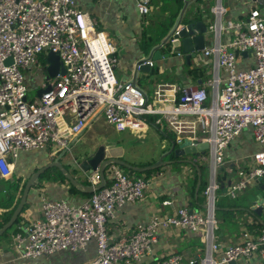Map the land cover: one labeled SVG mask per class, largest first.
<instances>
[{"label":"built area","instance_id":"built-area-1","mask_svg":"<svg viewBox=\"0 0 264 264\" xmlns=\"http://www.w3.org/2000/svg\"><path fill=\"white\" fill-rule=\"evenodd\" d=\"M218 2L212 30L218 39L220 30H233L236 36L226 45L218 42L206 55L216 56L215 70L224 71L226 79L217 75L206 83L215 91L212 99L204 87L169 86L170 96L166 94L169 89H160L158 101L171 105L155 108L136 84L118 81L115 45L79 8L77 0H0V179L13 177L15 161L22 152L48 149L53 156L71 153L75 139L99 116L113 126L118 138L141 131L147 117L158 116L166 118L182 136L179 142L187 132H200V139L191 141L195 147L209 144L214 172L223 164L227 147L244 131L251 130L255 141L264 146V14L253 9L245 21L223 26L224 9ZM136 6L141 15H148L152 0H136ZM50 52L59 55L66 73L45 79L41 89L48 92L36 102L30 101L25 74L41 59L45 60V71ZM243 53H250L254 59L248 70L238 67ZM142 65L154 67V62L144 61L138 68ZM155 124H162V120ZM254 162L256 166L246 178L231 186L232 198L251 181H264V150L254 155ZM108 173L111 184L95 190L80 207L44 198L42 219L14 237L18 257L37 259L59 252H84L95 242L97 257L88 264H144L159 235L180 228L193 233L205 231L209 242L206 256L189 264H229L256 254L264 262V229L257 236L248 235L244 243L221 251L216 235L215 195L219 185L215 180L204 191L207 214L183 207L173 216H154L128 240H111L108 222L118 209L142 200L149 181L129 177L117 165H111ZM89 179L93 187L101 183L99 172ZM183 261L182 255L175 254L150 264Z\"/></svg>","mask_w":264,"mask_h":264},{"label":"crops","instance_id":"crops-1","mask_svg":"<svg viewBox=\"0 0 264 264\" xmlns=\"http://www.w3.org/2000/svg\"><path fill=\"white\" fill-rule=\"evenodd\" d=\"M220 1L224 9L221 21L223 26L229 22L245 21L253 9H259L264 14V7L253 0ZM77 2L79 8L90 16L99 30L105 32L115 45L117 62L114 72L118 81L136 84L146 93L148 103L153 107L169 108L171 105L170 102L158 101L157 92L160 89H169L166 94L170 96L172 87L169 86L204 87L208 91L209 98L212 99L215 91L206 83L217 75L223 80L226 79L227 75L224 71L215 70L216 56L206 55V51L215 47L218 42L226 45L232 42L236 36V32L233 30H220L218 39L212 30V27L214 28L216 25L214 8L219 3L218 0H152V10L148 15L139 13L136 0H77ZM192 19L204 22L212 32L206 39L204 51L197 52L196 57H192L190 60H186L184 55L174 54L169 59L152 60L154 67L149 66L151 70L138 68L140 63L150 59L152 50L160 46L174 28L184 27L190 24ZM180 22L181 25H179ZM160 51L161 55L170 52L168 47H162ZM253 65L254 59L250 53L239 55L238 67L240 70H248ZM41 80L39 78V81ZM160 119L162 124L156 125L155 121ZM110 130L114 131L116 135L113 126L109 125L104 117L99 116L90 122L83 133L75 139L71 153L53 156L51 151L50 155L37 151L22 152L15 161L13 177L19 178L21 186H23L40 168L53 162H60L68 169L67 166L72 167L68 161H72L71 163L76 164L78 169L73 166L74 170L72 168L73 173L71 174L83 186L90 187L92 184L89 177L79 169V165L85 159L78 157L76 146L83 144L89 147V151L84 152L85 156L94 154L100 146H104V141H112L107 134H104ZM184 135V138L190 140L201 137L200 132H187ZM145 137L156 139V143H153V146L151 141L144 143ZM181 137L166 118L158 116L156 119L147 117L146 124L141 131L129 132L125 137L117 139L121 142L132 139L136 146H148L145 148L148 156L143 162H140L141 166H136L138 164L127 160L132 159L138 152L137 150H130L126 159V162L134 164L136 167H146L159 161L163 155H167L172 148L171 142H177ZM107 148L108 157L125 161L124 147L117 148L111 144ZM262 150H264V146L255 141L251 130H246L227 147L224 162L216 172H214L211 155L208 160L199 162L202 159L198 157L194 159L190 156L176 158L174 154H170L164 159L169 164L155 171L150 177H145L149 181V187L144 192V198L137 203L127 204L118 209L115 218L108 222L107 231L110 239L128 240L135 234L139 226L148 224L154 216H173L178 209L183 207L204 215L207 214L208 200L203 191L213 180L219 185L215 195V207L218 208L217 211L215 210V216L218 220L216 235L217 241L221 245V251L230 246L244 243L248 235H259L264 229V209L261 217L251 213L249 209L258 196L261 197L260 201L264 207V182L261 184L258 180L251 181L245 189L237 192L234 198L229 195V191L232 185L244 180L246 175L253 170L256 166L254 155ZM208 152L210 149L206 151L205 156ZM79 155L81 156V154ZM186 160H195L196 165L183 162ZM53 169L57 168L46 171L44 174H47L44 178L40 182L37 180L33 185L28 205H26L27 209L23 214L21 213L22 217L16 223L18 224L16 234L26 233L34 221L42 219L41 205L44 198L48 201L63 200L70 206L80 207L93 195L94 192L84 187L73 185L76 187L73 189L71 183L63 182L59 178L53 179L55 174ZM108 170L109 167L105 173V186H109L112 182ZM132 178L136 177L132 176ZM0 191V203H4L10 196V190L2 188ZM165 202H169V204L165 205ZM0 213L4 214L5 210L0 209ZM16 234L0 241V264H88L97 257L96 244L92 242L84 252H59L37 259L19 258L14 249ZM208 248L209 242L206 239L205 231L193 233L180 228H171L159 235L158 242L152 247L151 255L146 257L143 263L150 264L157 259H167L172 255L180 254L184 257L182 264H189V261L193 259L197 261L203 259ZM220 254L221 252L215 254V257L219 258ZM235 264H264V262L260 255L256 254L251 259L241 258Z\"/></svg>","mask_w":264,"mask_h":264},{"label":"water","instance_id":"water-1","mask_svg":"<svg viewBox=\"0 0 264 264\" xmlns=\"http://www.w3.org/2000/svg\"><path fill=\"white\" fill-rule=\"evenodd\" d=\"M253 2L259 4L261 7H264V0H253ZM179 25H181V22L179 23ZM176 33L177 29L174 28L166 37V39L162 42V44L152 50L151 55L149 57L150 59L148 61H160L162 59H169L174 54L184 55L186 60H190L192 57H196L197 52H201L206 49V39L212 32L210 31L208 25L204 22L192 19L190 24L185 25L181 28L179 34ZM173 38L176 39V41L171 42ZM162 47H168L170 52L166 55H161L160 49ZM10 61L11 60H9L8 63ZM46 62L48 64V67L46 68L44 73L46 75L47 81L56 78L59 73H61V75H65L66 70L62 62L60 61V57L57 53L50 52L46 57ZM140 69L151 70L149 65H142L140 66ZM46 92H48V90L40 89L37 92V97L42 98L43 94H45ZM171 143L172 148L167 155H163L159 159V161L146 167H136L121 159L110 158L107 156L106 146H100L94 154L85 156V160L83 159L84 161L81 163V165H79V169L88 177L94 172L100 173L101 183L95 187L83 186V184L77 181L75 177L71 174V172L68 171L60 162H53L40 168L29 178L24 188L20 202L16 210L14 211L11 219L0 229V237L17 223L18 218L22 213L23 209L26 207V205H28V198L33 185L40 178V176L49 169H59L72 185L84 187L85 189L94 192V190H101L105 187V173L107 172V168L111 165L124 166L138 173H145L148 171L158 170L169 164L164 159L170 154H174L176 158L190 156L194 159L195 157L205 155L206 151L209 150L208 143H200L198 146L195 147L193 146L192 141L187 138H184L181 142L172 141ZM183 162L196 165L195 160H186ZM258 182L263 184L264 181L263 179H259ZM260 199L261 197L258 196L257 200L252 204L251 209H249L251 213L255 215L257 214L258 217H261L262 211L264 209ZM215 210L217 211L218 208L215 207ZM235 263L236 261H231L229 264Z\"/></svg>","mask_w":264,"mask_h":264},{"label":"rangeland","instance_id":"rangeland-1","mask_svg":"<svg viewBox=\"0 0 264 264\" xmlns=\"http://www.w3.org/2000/svg\"><path fill=\"white\" fill-rule=\"evenodd\" d=\"M95 26L97 29H99L97 27V24L95 23ZM102 31V30H101ZM44 69H45V60L44 59H41V63L37 66V67H34L32 69V71L30 72H27L25 75L27 77V84H28V98L30 101H33V102H36L38 100V97H37V92L42 88V81H44L46 78H45V73H44ZM39 78H41L42 80L39 81ZM39 81V82H38ZM104 134H107L108 137H110V140H112L111 142L110 141H104V146H107L108 145H114L116 146L117 148H121L124 147V151H126V154L124 155V159L126 161L127 159V156L129 155V151L130 150H137L136 152V155L132 158V159H127L128 161L130 162H135V164H138L136 166H141L139 164H142L140 162H143V160L148 156L146 154L147 150L145 148H148V146H136L131 140H128L126 142H121L119 141L117 138L118 136L114 134V131L110 130L108 131L107 133H104ZM150 139V140H149ZM144 143H152V146L154 145L153 143H156V139H152V137H145L144 138ZM76 151L78 152V157H80L81 159L83 158H86L85 157V151H89V147L87 145H83V144H79L76 146ZM150 148V147H149ZM52 150V149H51ZM107 151H108V148H107ZM37 152H46L50 155V150L46 149L45 151H37ZM120 152V151H119ZM118 152V153H119ZM81 154V156L79 155ZM120 155V154H119ZM203 157H205L203 159ZM199 159H202L200 160L199 162H203V160H208L210 158V152H208V154L205 156V155H201L200 157H198ZM67 162V161H66ZM72 161H68V163L71 164L72 167L70 166H67V168L70 170L71 173H73L72 171V168L73 166H75V169H78L77 165L74 164V163H71ZM74 170V168H73ZM219 173H220V170L218 171V176H219ZM146 178H148L147 176H145ZM218 194V193H217Z\"/></svg>","mask_w":264,"mask_h":264},{"label":"trees","instance_id":"trees-1","mask_svg":"<svg viewBox=\"0 0 264 264\" xmlns=\"http://www.w3.org/2000/svg\"><path fill=\"white\" fill-rule=\"evenodd\" d=\"M121 160H123V159H121ZM131 165L134 166V164H131ZM118 167H120L127 176H129V177L135 176L136 178H141V177L145 178V176L150 177L151 174H153L155 171L159 170L158 169L155 171L138 173V172L133 171L131 169H128L124 166H118ZM67 170H69V169H67ZM53 171H55L54 172L55 174L53 175V179L59 178V179H62L63 182H69L70 183V181L68 179H66V177L58 169H53ZM46 174L42 175L38 179V181L40 182ZM27 182H25L23 184V186H21L22 183H21L19 178L12 177L11 179H0V190L2 188H7L8 190H10V196H9L8 200H6L4 203H0V209L5 210L4 214L0 213V229L11 219L14 211L16 210V208L20 202L21 196L23 194V191H24V188H25ZM72 188L75 189L76 187L72 185ZM201 190H202V188H201ZM203 193H204V191H203ZM26 209H27V206L23 209L22 214L25 212ZM22 214L20 215L18 220L21 219ZM259 226H262V225H259ZM17 231H18V224H15L12 228H10L7 232H5L0 237V241L8 238L10 235L16 234Z\"/></svg>","mask_w":264,"mask_h":264}]
</instances>
